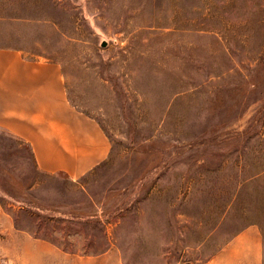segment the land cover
<instances>
[{
  "label": "rangeland",
  "instance_id": "rangeland-1",
  "mask_svg": "<svg viewBox=\"0 0 264 264\" xmlns=\"http://www.w3.org/2000/svg\"><path fill=\"white\" fill-rule=\"evenodd\" d=\"M0 47L112 143L72 181L0 131V264H264V0H0Z\"/></svg>",
  "mask_w": 264,
  "mask_h": 264
},
{
  "label": "crops",
  "instance_id": "crops-1",
  "mask_svg": "<svg viewBox=\"0 0 264 264\" xmlns=\"http://www.w3.org/2000/svg\"><path fill=\"white\" fill-rule=\"evenodd\" d=\"M0 131L30 147L40 172L72 181L96 170L112 153L99 122L70 102L60 66L14 48L0 47ZM32 247L23 253H41ZM52 249L50 264L56 254L63 258L57 264L77 262ZM103 256L83 264L103 263Z\"/></svg>",
  "mask_w": 264,
  "mask_h": 264
},
{
  "label": "water",
  "instance_id": "water-1",
  "mask_svg": "<svg viewBox=\"0 0 264 264\" xmlns=\"http://www.w3.org/2000/svg\"><path fill=\"white\" fill-rule=\"evenodd\" d=\"M106 46H107V43L104 42V43L102 44V47H106Z\"/></svg>",
  "mask_w": 264,
  "mask_h": 264
}]
</instances>
